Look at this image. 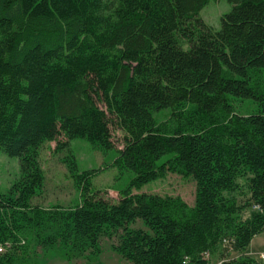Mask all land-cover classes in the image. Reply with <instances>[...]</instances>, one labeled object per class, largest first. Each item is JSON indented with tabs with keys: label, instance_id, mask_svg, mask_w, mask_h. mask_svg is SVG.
Masks as SVG:
<instances>
[{
	"label": "trees",
	"instance_id": "obj_1",
	"mask_svg": "<svg viewBox=\"0 0 264 264\" xmlns=\"http://www.w3.org/2000/svg\"><path fill=\"white\" fill-rule=\"evenodd\" d=\"M210 1L0 0V152L20 165L0 193V264H25L29 243L90 259L115 236L131 264H264L230 258L264 233V0H229L219 29L198 16ZM77 138L114 150L129 188L108 198L69 150L78 203L34 204L43 146ZM170 172L194 180L193 206L133 192Z\"/></svg>",
	"mask_w": 264,
	"mask_h": 264
},
{
	"label": "rangeland",
	"instance_id": "obj_2",
	"mask_svg": "<svg viewBox=\"0 0 264 264\" xmlns=\"http://www.w3.org/2000/svg\"><path fill=\"white\" fill-rule=\"evenodd\" d=\"M232 4L229 0H211L200 12L199 17L215 29L221 26L222 15L230 12ZM185 49L188 46L184 47ZM239 110L246 113V102L241 103ZM169 109L156 112L155 118L159 121L167 119ZM63 140V139H62ZM113 140L116 148L122 147L123 133L119 130L113 132ZM75 156L78 164V172L93 170L92 185L94 189L107 191L106 196L114 201L120 198L119 193L129 188L134 173L131 171L121 172L113 166L116 154L114 150L101 151L95 149L86 139H73L69 147L62 150L56 149V142L46 143L40 154V161L43 167L46 181L45 187L39 197L33 200L34 204L46 208L54 205L64 207L74 206L80 199V191L75 186V180L62 159L69 153ZM165 155L162 160H166ZM161 160V161H162ZM20 178V165L18 157L8 156L0 152V193L7 192L12 185ZM242 184L241 193H236L239 203L247 199L245 180ZM134 193H153L161 196L180 197L189 206L195 201V182L190 177L170 172L164 178L144 184L140 188H134ZM104 194V193H103ZM251 209L241 214L242 219L250 217ZM133 228L146 229L141 221H137ZM118 243V237L101 238V251L97 257L90 259L84 257L67 259L62 252L57 250H45L41 246L29 243L25 255V264H131L116 253L112 246ZM218 257L216 256L215 259ZM217 261V260H215Z\"/></svg>",
	"mask_w": 264,
	"mask_h": 264
},
{
	"label": "crops",
	"instance_id": "obj_3",
	"mask_svg": "<svg viewBox=\"0 0 264 264\" xmlns=\"http://www.w3.org/2000/svg\"><path fill=\"white\" fill-rule=\"evenodd\" d=\"M248 218V217H247ZM264 253V233L256 235L248 248L243 253H232L230 254V258H238L240 256H247L253 258L257 261H261V255ZM216 256H214L213 260L215 261Z\"/></svg>",
	"mask_w": 264,
	"mask_h": 264
},
{
	"label": "built area",
	"instance_id": "obj_4",
	"mask_svg": "<svg viewBox=\"0 0 264 264\" xmlns=\"http://www.w3.org/2000/svg\"><path fill=\"white\" fill-rule=\"evenodd\" d=\"M254 209H258V206H254ZM225 243L227 244L228 241H225ZM226 244H225V245H226ZM3 250H4L3 247H0V252H3ZM204 258L209 259V258H210V257H209V254L206 253V254L204 255ZM261 260H262V262L264 263V253L261 255ZM224 261H225V259H221V260H219V261H217L216 263H213V264H223ZM187 262H188V260L185 259V260H184V263L187 264Z\"/></svg>",
	"mask_w": 264,
	"mask_h": 264
}]
</instances>
